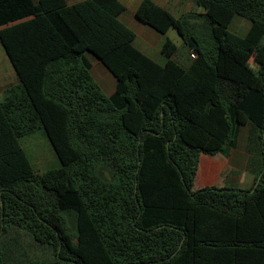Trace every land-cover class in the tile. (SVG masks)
I'll return each mask as SVG.
<instances>
[{
    "label": "trees",
    "instance_id": "1",
    "mask_svg": "<svg viewBox=\"0 0 264 264\" xmlns=\"http://www.w3.org/2000/svg\"><path fill=\"white\" fill-rule=\"evenodd\" d=\"M194 3L134 12L176 32L195 56L182 66L168 38L163 64L134 47L118 0H0L18 80L0 100V264H264V0ZM244 126L253 186L193 190L200 154H226ZM41 129L60 166L38 173L19 140Z\"/></svg>",
    "mask_w": 264,
    "mask_h": 264
},
{
    "label": "crops",
    "instance_id": "2",
    "mask_svg": "<svg viewBox=\"0 0 264 264\" xmlns=\"http://www.w3.org/2000/svg\"><path fill=\"white\" fill-rule=\"evenodd\" d=\"M78 1L80 0H66L67 4H73ZM118 1L121 4H123L125 8L124 12L119 15V20L134 32L135 37L133 40V45L135 48H137L140 52H142L145 56H147L154 62L158 64H163L164 58L160 54L159 48L162 44L163 39L168 38L176 46V49L178 47H181L185 52L184 56L186 60L183 64L181 63L179 64L182 66L188 65L189 51L184 47L181 39L174 30L170 29L165 33V35H161L156 31H154L153 29L149 28L148 26L140 23L134 18V12L142 0H118ZM151 1L156 5H158L160 8L167 11L174 18H179L180 16L187 13L202 12L201 9L198 6H196V4L194 3V0H151ZM4 55L6 58L5 60H7L8 62L7 63L8 65L7 67L5 66L3 68L5 69V71H0V100L2 99L4 90L7 87L16 84L18 81L16 74L5 52ZM86 58L91 65L90 75H92L93 78L97 81V83L103 87L102 90L104 89L103 91H105V93L107 92L105 95L109 96L114 91V87H115L114 78L95 57L88 54ZM172 58L177 62L174 56ZM247 136H248V127L245 126L241 127L238 134L236 145L233 148H229L226 154L218 153L215 155H206L201 153L199 156L197 171L193 179L192 189L197 190L203 187H210V186L216 188L225 187V188L240 189V190L250 189L254 184L255 174L253 173V171L247 168V162H248V154L246 152Z\"/></svg>",
    "mask_w": 264,
    "mask_h": 264
},
{
    "label": "rangeland",
    "instance_id": "3",
    "mask_svg": "<svg viewBox=\"0 0 264 264\" xmlns=\"http://www.w3.org/2000/svg\"><path fill=\"white\" fill-rule=\"evenodd\" d=\"M248 26L249 22L247 20L237 16L233 19L230 30L238 36H242L245 34ZM184 53L183 48L178 47L176 49L174 57L178 63L183 64L185 62L186 58ZM5 59L4 51L0 47V71H5L3 68L8 65V62ZM94 82L99 85L95 79ZM99 87L104 94L107 93L103 91L104 89L102 90V86L99 85ZM19 142L27 156V159L36 172L41 173L48 169L60 166L59 160L42 129L37 130L34 133L24 135L20 138Z\"/></svg>",
    "mask_w": 264,
    "mask_h": 264
},
{
    "label": "built area",
    "instance_id": "4",
    "mask_svg": "<svg viewBox=\"0 0 264 264\" xmlns=\"http://www.w3.org/2000/svg\"><path fill=\"white\" fill-rule=\"evenodd\" d=\"M189 57H190L191 59H193V58L195 57V56H194V53L191 52V53L189 54Z\"/></svg>",
    "mask_w": 264,
    "mask_h": 264
}]
</instances>
